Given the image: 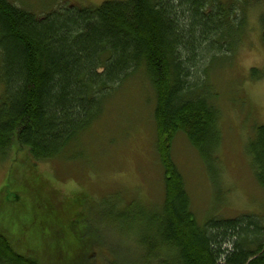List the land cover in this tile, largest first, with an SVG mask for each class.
I'll return each instance as SVG.
<instances>
[{
	"label": "trees",
	"instance_id": "1",
	"mask_svg": "<svg viewBox=\"0 0 264 264\" xmlns=\"http://www.w3.org/2000/svg\"><path fill=\"white\" fill-rule=\"evenodd\" d=\"M230 1L69 3L39 16L0 0L1 156L13 142L39 162L66 156V149L103 115L101 98L139 68L148 77L155 92V149L163 168L165 193L159 212L148 216L146 234L139 236L145 250L144 264H264L262 217H211L199 224L170 154L178 132L209 161L220 144L218 114L208 101L209 87L190 78H194L201 53L210 55V51L224 49L214 43L215 36L232 38L227 39V52L244 28V15L235 10L233 15L235 5ZM260 23L264 43V16ZM256 72L254 69L251 75ZM201 89L203 94L195 96ZM246 151L264 190V125L254 128ZM29 169L33 170L31 165ZM37 173L31 171L29 177L39 179L42 185L29 187L23 196L49 191V202L39 199L30 208L20 201L21 194L11 195V186L19 181L8 177L0 190V195L5 193L11 201L4 203L2 199L5 212L13 205L19 209L26 204V211L31 209L36 219L42 211L47 217L58 214L60 191ZM139 210L141 215L137 209L134 217L125 219L144 223L147 209ZM4 234L0 229V264H40L42 255L17 253ZM63 237L66 240L58 245L59 238L47 243L44 252L55 248L66 261L92 263L89 250L82 259L74 260L70 255L77 245L64 232Z\"/></svg>",
	"mask_w": 264,
	"mask_h": 264
},
{
	"label": "rangeland",
	"instance_id": "2",
	"mask_svg": "<svg viewBox=\"0 0 264 264\" xmlns=\"http://www.w3.org/2000/svg\"><path fill=\"white\" fill-rule=\"evenodd\" d=\"M8 1L43 16L69 3L99 6L111 0ZM230 2L235 5L233 15L234 10L244 15V28L227 52V39L232 38L215 36L214 43L224 49L210 51V55L201 53L194 78H190L209 87L208 101L217 111L220 130L216 154L211 161L204 159L181 132L174 136L170 150L199 224L211 217L245 215L260 216L264 221V190L246 151L254 128L264 125V43L260 37L264 0ZM254 69L257 72L251 75ZM203 92L201 89L195 96ZM99 104L103 115L66 149L64 157L39 162L14 142L4 157L0 153V190L12 177L19 184L11 186V195L21 194L19 200L30 208L39 199L49 202V191L23 196L29 187L42 185L39 179L29 177L31 171H37L44 182L60 191L58 214L47 217L42 211L37 219L31 209L26 211V204L19 209L13 205L5 212L2 199L4 203L11 201L5 193L0 195L1 231L17 253L42 255L40 264H75L59 257L55 248L44 252L47 243L59 238L58 245L66 240L63 232L77 245L70 255L74 260L82 259L89 250L91 264H144L145 250L139 236L146 234L148 216L159 212L165 193L163 168L155 149V92L139 68L115 85ZM141 207L147 209L144 223L125 219L134 217L137 209L141 215ZM20 211L25 212L16 215Z\"/></svg>",
	"mask_w": 264,
	"mask_h": 264
}]
</instances>
